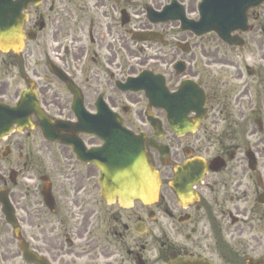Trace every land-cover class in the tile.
I'll return each mask as SVG.
<instances>
[{
  "label": "flooded vegetation",
  "instance_id": "obj_1",
  "mask_svg": "<svg viewBox=\"0 0 264 264\" xmlns=\"http://www.w3.org/2000/svg\"><path fill=\"white\" fill-rule=\"evenodd\" d=\"M192 1L180 0L195 16ZM169 2L27 6L22 49L0 48V107L14 109L22 93L37 101L36 112H7L8 132L0 125V197L14 220L6 224L0 202V264H29L20 240L43 264H264V54L255 52L264 4L247 10V30L234 34L244 46L229 49V62L169 18L149 22L146 9ZM131 32L156 36L134 42ZM136 66L163 77L168 115L122 88ZM73 102L89 115L104 104L143 138L155 200L107 203L88 154L102 142L78 130ZM38 115L64 121L51 132L76 144L46 140Z\"/></svg>",
  "mask_w": 264,
  "mask_h": 264
},
{
  "label": "water",
  "instance_id": "obj_2",
  "mask_svg": "<svg viewBox=\"0 0 264 264\" xmlns=\"http://www.w3.org/2000/svg\"><path fill=\"white\" fill-rule=\"evenodd\" d=\"M234 0H224L227 4L225 8L230 6V2ZM220 0H215L213 3L217 6ZM254 5V4H251ZM251 5H247L251 6ZM0 8L4 9L3 4H0ZM3 13V12H2ZM228 14L221 15H211L207 13L203 15L200 22L197 23L198 26H202L198 29L199 32H207L213 28L219 38L226 43L228 46L235 45V41L231 39L229 34L237 28V25L233 23V19L228 17ZM19 14V9L16 8L13 17H11V27L7 28L5 23H2L4 19H0V29L2 30L1 38L6 39L4 33H10V38L15 39L16 44L19 45L22 41L21 36V24L22 18ZM165 95V94H164ZM149 100L154 105L162 104L168 110V103L166 98H155L151 94L148 95ZM167 97V95H165ZM159 102V103H158ZM86 125H89L94 130L98 131L103 136L104 146L99 149L94 150L100 155V161L108 162L104 163L105 166H100L102 170L103 178H106V182L111 186L112 192H115L120 201H126L131 198H136L145 202L146 200H151L157 194L158 189V179L157 174L152 171L149 167L148 160L145 157L142 143L137 139L133 138L131 133L124 132L121 139L109 134V128H114V123L101 120H87ZM4 215L6 220L10 222V211L4 204ZM23 249V247L21 248ZM24 256L35 264H41L37 257L30 253H26L25 249L22 250Z\"/></svg>",
  "mask_w": 264,
  "mask_h": 264
},
{
  "label": "rangeland",
  "instance_id": "obj_3",
  "mask_svg": "<svg viewBox=\"0 0 264 264\" xmlns=\"http://www.w3.org/2000/svg\"><path fill=\"white\" fill-rule=\"evenodd\" d=\"M194 1H197V0H194ZM192 1V2H194ZM188 2V1H186ZM255 44L254 45H258L260 40L256 39L255 41ZM129 44V48H134L133 45L131 43H128ZM205 48L207 49H210V50H215V49H218L217 51V58L219 59H223V60H228L229 62L233 61L235 58H234V55L231 53L230 50H225V48L214 38V37H211V36H207L205 38H203L201 40V43ZM137 47V46H136ZM135 47V48H136ZM257 54H264V48L261 49V50H258V48H256V51H255ZM235 61V60H234Z\"/></svg>",
  "mask_w": 264,
  "mask_h": 264
}]
</instances>
